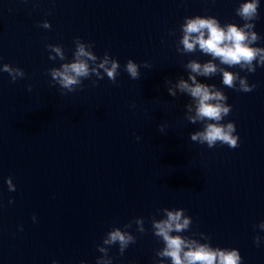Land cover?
Listing matches in <instances>:
<instances>
[{"label": "water", "instance_id": "95a60500", "mask_svg": "<svg viewBox=\"0 0 264 264\" xmlns=\"http://www.w3.org/2000/svg\"><path fill=\"white\" fill-rule=\"evenodd\" d=\"M242 2L0 0V68L23 72L12 82L0 71V264H171L153 225L180 210L190 219L180 235L264 264V240L254 243L264 237V66L215 60L256 85L244 92L219 71L191 73L190 62L212 57L181 43L185 19L202 15L254 23L252 47L264 48V0L254 21L237 15ZM80 45L96 59L83 58L89 75L70 91L52 72L75 62ZM105 58L118 62L114 80L99 67ZM190 75L227 97L219 123L235 125L236 148L191 139L216 122L197 119L177 87ZM116 229L134 238L123 251L105 243Z\"/></svg>", "mask_w": 264, "mask_h": 264}, {"label": "clouds", "instance_id": "9594fccd", "mask_svg": "<svg viewBox=\"0 0 264 264\" xmlns=\"http://www.w3.org/2000/svg\"><path fill=\"white\" fill-rule=\"evenodd\" d=\"M261 0H244L238 9L237 15L244 21H254L259 17V6ZM255 27L254 23H244L243 26L235 23L221 24L218 18L213 16L196 15L188 17L182 27L184 51L192 52L198 47L204 54L212 57L207 63L201 64L197 61L190 62L187 67L191 73L201 76H211L218 71L222 73V83L226 86L233 87L234 82L239 80L241 90L244 92H252L256 85L249 86L245 79H240L238 73L226 71L215 63L219 60L220 64L228 66L239 65L241 68L247 67L249 71H255L253 61H257L260 66H264V48L252 47L259 39L256 32L252 31ZM54 51L63 59L61 48L56 47ZM76 60L71 64L62 65V69L53 70L54 79H58L62 87L72 90V86L79 83L81 77H87L90 72L88 59L95 60L96 57L86 51L84 45H80L76 52ZM54 58V57H53ZM109 60L105 58L103 63L99 65L107 73L110 79H115V74L119 67L118 62L112 61L111 68L108 67ZM127 72L133 79L138 78V65L129 60L127 63ZM0 71L7 72L12 77V82L16 81V77L23 76V72L14 69L10 65L5 64ZM96 72V69H91ZM189 83L187 80L181 79L177 87L188 93L196 101V118L200 120L215 121L216 123H208L202 132L192 135V140H199L201 143L206 142L209 147H213L218 141L227 144L231 148H236L240 137L233 135L236 131L235 125L229 123L226 126L219 123L224 115L230 111V106L223 103L227 97L219 90H214L215 85H208L197 81L196 75H190ZM31 91V85H29ZM172 96L176 95L174 89H169ZM159 130L164 132V126L160 125ZM139 140L140 137H137ZM9 190H14L11 177L6 180ZM14 203V201H9ZM183 212L168 211L167 218L158 222H154L155 235L161 237L164 242L163 251L159 252L160 257L168 258L171 264H242V256L238 249H221L213 247L210 244H201L197 240L189 239L180 235L183 230L187 229L190 224L189 218H183ZM138 223H141L138 221ZM21 231L23 228L21 227ZM175 232L177 235H172ZM134 238L130 234L123 233L120 229H116L109 233L106 244H115L119 242L121 251L133 242ZM261 240L264 237L257 236L254 243L260 247ZM103 251V249H101ZM53 264H59L53 261ZM161 264H164L161 261Z\"/></svg>", "mask_w": 264, "mask_h": 264}]
</instances>
